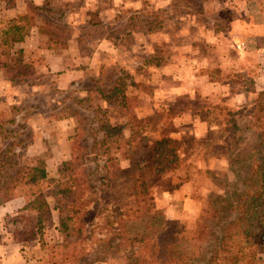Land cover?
Here are the masks:
<instances>
[{
  "label": "rangeland",
  "instance_id": "obj_1",
  "mask_svg": "<svg viewBox=\"0 0 264 264\" xmlns=\"http://www.w3.org/2000/svg\"><path fill=\"white\" fill-rule=\"evenodd\" d=\"M73 1L56 6L46 3L30 9L36 21L58 26L65 37L70 35L69 24H73L77 36L82 35L83 40L74 41L70 47L79 53L89 52L88 70L84 71L85 66L83 71L70 73L65 76L69 83L63 85L59 79L66 75L64 71L35 74V70L20 67L13 71L15 65L3 58L10 65L6 72L18 79L29 77L30 80L23 81L32 89L40 88L22 103L19 114L14 116L10 112L6 117L8 124L3 127L0 139V149H3L0 152V264H160L140 242L144 222L124 220L126 217L121 215L129 202L125 190L129 170L123 162H120L121 176H114L117 173L111 167L104 170L107 156L102 153L105 146L101 145L102 125L118 126L125 122L121 109L124 100L131 107L142 104L148 108L149 101L140 98V94L148 95L149 89L150 93L154 91L153 108L170 115L175 131L183 124L188 125L190 119L192 122L206 120L210 124L204 136L199 133V127L187 126L185 133L176 139L186 146V151L195 149L197 153L195 157L192 151L187 154L190 160L187 159L183 169L187 176L194 174L190 179L193 190L185 183L170 184L168 179H162L171 173L161 175L152 188L158 205H172L173 201L167 198L172 190L191 196L192 203H187L184 216L180 212L176 215L173 209L174 218L165 223V236H170L168 229H194L201 207L207 206L220 211L217 218L208 221L218 241L223 225L234 217L229 203L234 205L237 193L244 189L248 176L245 153L256 140L247 124L256 111L259 94L264 91V0H137L140 5L132 8H124L117 0L114 3L103 0L100 4L103 8L97 9L100 17L101 13L107 17L100 18L98 23L99 18H95L94 27L81 28L79 19L83 22L91 10L85 0ZM242 1L246 5L242 6ZM229 18L235 22L238 32L244 33L245 28L247 35H252L247 45V39L242 37H236L234 47L232 42L228 45L223 25ZM8 21L9 18H0V39L8 29ZM36 42L35 39V45ZM12 47L13 51L21 50L11 42L4 47L0 45V51H9ZM188 51H198V58H189ZM228 51H235V64L228 62L230 57L226 54H231ZM37 58L46 61L43 56ZM83 61L84 56L76 63L77 67H82ZM147 65H152L151 71L146 70ZM194 71L196 77L209 76L216 82L217 93L203 97L192 90L193 86L176 94L171 92L172 87L193 78L190 74ZM148 81L151 86L144 88ZM224 98H233L237 108L218 103ZM144 107L139 109L140 114ZM195 113L200 114L199 119ZM2 114L0 121L5 115ZM193 114L194 119L188 117ZM179 116L187 117L178 120ZM213 124L218 126L216 130ZM7 131L11 134H6ZM195 133L199 135L197 140ZM74 135H79L76 153L81 157L96 198L84 212L85 229L101 237L97 233L102 226V230L106 228L107 219L124 220L126 231L119 236L122 241L118 247L109 249L99 242L88 243L74 237L62 244L55 229L59 217L72 212L70 199L59 191L58 183L73 168L70 139ZM152 140L153 137L147 136L144 144L151 146ZM111 150L114 153V147ZM212 153L222 159L223 166L219 164L212 170L190 168L197 167L198 160ZM115 157L121 159L118 153ZM41 170L45 178L41 177ZM17 171L20 177L23 175V181L11 188ZM8 193L16 198L5 201ZM213 244L215 239L205 247L211 249Z\"/></svg>",
  "mask_w": 264,
  "mask_h": 264
},
{
  "label": "trees",
  "instance_id": "obj_2",
  "mask_svg": "<svg viewBox=\"0 0 264 264\" xmlns=\"http://www.w3.org/2000/svg\"><path fill=\"white\" fill-rule=\"evenodd\" d=\"M32 11L33 9H28L27 14L10 21V31L3 32L1 46L4 47L10 42H22L31 28L37 27L40 32L49 35L48 48H66L65 34L46 22L38 25ZM8 34L12 35L11 39H8ZM26 68H29V65ZM121 109L124 123L118 126H109L108 123L102 125L104 139L101 145L105 146L102 153L107 156L103 169L111 167L117 173L114 176H121L120 162H123L129 170L125 186L129 202L121 215L126 217L124 220L144 222L140 242L153 257L160 264H260L264 261V91L259 94L256 111L250 115V123L247 124L256 135L255 143L245 153L244 165L248 176L244 189L237 193L233 200L235 204L229 203L234 217L223 225L218 241L208 221L217 218L220 211L207 206L201 207L194 229H168L170 236H165L167 219L163 211L154 204L152 188L161 175L174 173L180 167L178 147L172 137L173 121L170 115L164 112L140 118L125 100ZM147 136L153 137L151 146L144 144V138ZM78 137L79 135H74L70 139L73 168L68 177L58 183L59 191L70 199L72 212L60 216L55 229L62 244L74 237L83 241L85 239L88 243L99 242L112 249L118 247L122 241L119 236L125 234V221L107 219L104 224L106 228L103 229L106 233H103V226L97 233L101 234V237L94 236L95 231H86L84 212L95 203L96 198L84 173L81 157L76 153ZM115 153H118L121 159L115 157ZM42 170L41 177L45 178ZM21 181L23 175L20 177L18 174L12 180L11 188H16ZM9 196L8 193L5 199ZM213 239L215 244L211 249H207L205 244Z\"/></svg>",
  "mask_w": 264,
  "mask_h": 264
},
{
  "label": "crops",
  "instance_id": "obj_3",
  "mask_svg": "<svg viewBox=\"0 0 264 264\" xmlns=\"http://www.w3.org/2000/svg\"><path fill=\"white\" fill-rule=\"evenodd\" d=\"M114 1L115 0H113V3H114ZM72 2H74V1L73 0H0V5H1L0 9H2V15L0 14V18H3V17H4V19L9 18L8 29L5 30L4 32L10 31L9 26L11 24L10 21L12 19L16 18L17 16H24L25 14H27L28 9H30L32 7L37 8V7L46 5V3H50L52 6L53 5L56 6V5H60V4H62V5H65L68 3L71 4ZM102 2H103V0H85V5L90 7L91 12L86 13L85 20L83 22H81V19H79L78 23H80V26H79L80 28L84 25L85 26L88 25L89 27H94L95 18L96 19L99 18V20H96V23L100 22V18H102V19L105 18L106 14L101 13V17H100V14H99L98 9H97V7L100 8V10L103 8V5L102 6L100 5ZM117 2H122V6L124 8H127V7L132 8V6H139L140 5V2H137V0H117ZM240 4L243 6V5H246V2L242 1ZM93 8H95V9H93ZM247 14H249V13H247ZM71 15L74 16L75 14H71ZM75 16L79 17L80 15H75ZM36 22L38 25H41V23H39L38 21H36ZM233 23H235V22L229 18L228 20H226L224 22V25H223L225 30H226L225 33L228 34V45L230 46L231 42H232V46L234 47L236 37H239V39H242V38H244L245 40L247 39L245 42L246 43L245 45H247L249 40L253 38L252 35H247V31L245 30V28H244V33L241 34L240 31L238 32V30L235 28L236 25H234ZM69 25L70 26H68V27L71 28V31H70V35L65 38L67 40V47L64 49L48 48L49 35L47 33L40 32L37 29V27H32L31 30L29 31V33L24 36V40L22 42H13V45L14 44L18 45L19 48L21 49L19 52L13 51V47L10 48L9 51H0V95H3V97H0V112L3 113L2 115L5 114L4 117L1 118V121H0V139L4 134L3 127L8 124L7 120H9V118H6V117L10 116V112L13 113L14 116L17 115L14 113L19 114L22 111V109L19 110V108L22 106V103L24 101L28 100L33 95L34 92H38V90L40 88L38 86V90L32 89L33 87H30L26 81H23V79L28 81L29 77L24 76L23 78L21 77V79H18V77H15V75H11L9 72H6V69L8 70L10 65L5 63L6 61H4L3 58H5V57L8 58L10 63L12 62L15 65L12 67L13 71L15 70V68H18V67H20L21 69H23V68L27 69V71H28V69H30L31 72H33V70H35V74L44 73L46 71L51 72L53 70L64 71L66 73V75L64 74L59 79V81H62L64 83L63 85H66L68 82L66 80L65 76L70 75V73H72L74 71H83V67H85V66L86 67L84 68V71L88 70L87 66L89 65V61H88L89 59H87V61H86V55L88 54V56H89V52L87 51L84 53H79V51H73L74 48L70 47L71 46L70 44L74 43V41L83 40V36L82 35L77 36V34L75 32L76 29H74L75 27L71 26L73 24L70 23ZM74 25H76V23H74ZM225 33H223V34H225ZM217 35L220 36L221 34L217 33ZM7 37H8V39H11L12 35L8 34ZM2 39H3V37L0 39V45H1ZM35 39L37 41L36 45H35ZM29 45H32V46H29ZM99 45L100 44L98 43L97 48H100ZM34 50H39V51H34ZM94 50H97V49L94 48ZM35 52H37L38 54H35ZM228 52H231V54H229V53L226 54V55H229V57H230V61H228V62L235 64L236 63V61L234 59L235 56H233L235 51H228ZM33 54H35V56L45 57L46 61L41 62L39 59L40 57L35 59V56H33ZM188 54H189L188 57L192 58V59L198 58V56H199L198 51H191V53H189V51H188ZM82 56H84V61H83L84 64H82V67H77L78 65L76 63L78 61L80 62V59H82ZM226 61H227V59H226ZM43 62H44V64H43ZM101 64H102V62L99 65H101ZM28 65H29V68H26V66H28ZM151 66L152 65H147L146 70L151 71L152 70ZM101 67L102 66L99 67V70L101 69ZM152 68L154 70H156V67H152ZM195 72L196 71H194L193 74H190V75H193L192 76L193 78H191V79L187 78L186 79L187 83H185V81H184L182 84H177L176 86L172 87L171 92L173 94H176L177 92H180L184 88H189L187 86H193V87H191L192 90L196 91L198 95L203 96V97H209L211 94H213V92L217 93V91L214 88V85L216 84V82H214V81L212 82V80L209 76L203 77V75L202 76L197 75V77H196L194 75ZM37 78L39 79L40 77L38 76ZM196 80H198V81H196ZM12 81H13V83H12ZM138 82H141V81L138 79ZM149 86H151V81H148L146 84H144V88H148ZM91 91L92 90L90 89L89 92H91ZM14 93L16 94V96L13 95ZM153 94H154V91L152 93H150V89H149L148 95H145L143 93L140 94V95H142L140 98H143V100L149 101L148 102L149 103L148 108L144 107L142 104H138L136 106H133L135 112L137 113V115L140 118L151 116L154 113H156V110H155L156 107L153 108V106H154ZM214 96L215 95H212L211 97H214ZM140 102H141V100H140ZM244 102H246L245 96H244ZM218 103L226 104L230 109L237 108L236 103H235L233 98H227V99L224 98V99L219 100ZM141 107H144L145 110L143 113L140 114L139 109ZM12 111H15V112H12ZM197 115L198 114L195 113V117H197L199 119L200 114L198 116ZM185 117H187V116H181L178 120H183V118H185ZM188 117L194 119V114H193V116H188ZM187 120L188 119H184V121H187ZM217 125L220 127L219 123H217ZM217 125L213 124V130H216V128L218 127ZM187 126H190L192 128L193 127H199V133L203 136L206 133H208L210 130V124L208 123V121L199 120V121L192 122V119L189 120L188 125L183 124L181 128H178L176 131H175V129L173 130L172 137L175 139L177 147H178L180 167L177 171H175L174 173H171V175L162 176V179L163 180L168 179L170 181V184L185 183V186L187 188H190L192 191L193 190V188H192V182L193 181L190 179H191V176H193L194 174L193 175L189 174L187 176L186 170H183V169L184 168L186 169V166H187V162H186L188 159L187 154L188 153L190 154L192 151V155L196 156L197 153H196L195 149L186 151V146H184V144L179 143L176 140V139L180 138V134L185 133L184 130L186 129ZM7 132L8 133H6V134H11V131H7ZM225 134L226 133H224V134L221 133V135H225ZM196 135H198V133H195V138L197 140L199 135L197 137H196ZM2 150L3 149H0V152ZM193 156H192V158H193ZM188 160H190V158ZM221 161H222L221 158H219L217 155L212 153V155L204 157L203 160H201V161L198 160V162L196 163L197 167L193 166L190 168H192L194 170L195 169L212 170V169H215V167L219 164H221V166H223L224 163H221ZM179 194H180V191L175 192L174 190H172L171 193L169 195H167L168 200L173 201L171 206H169L166 203H162V204L158 205V203L156 201L157 199L154 200V204H155L156 208L163 211V214L165 215L166 219L174 218V215H173V213H174L173 209L174 208L176 209V212L178 213L176 215H179L181 213V215L184 216V214H186L185 210L188 206L187 203L188 202L190 204L192 203L191 196H189V195L186 196L185 193H183V195H179ZM15 198H16V196H9V198H7L5 201H7V200L10 201V200H13Z\"/></svg>",
  "mask_w": 264,
  "mask_h": 264
}]
</instances>
